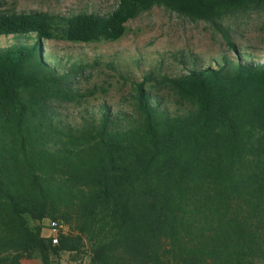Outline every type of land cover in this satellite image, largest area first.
<instances>
[{
    "label": "trees",
    "instance_id": "obj_1",
    "mask_svg": "<svg viewBox=\"0 0 264 264\" xmlns=\"http://www.w3.org/2000/svg\"><path fill=\"white\" fill-rule=\"evenodd\" d=\"M155 7L212 25L230 51L184 57L178 75L131 81L119 106L86 107L98 90L90 64L44 42H114ZM252 12L264 0L0 11V39L12 40L0 46V264L35 254L56 264L86 247L89 264H264V56L225 26ZM46 220L77 235L55 245L42 236Z\"/></svg>",
    "mask_w": 264,
    "mask_h": 264
},
{
    "label": "rangeland",
    "instance_id": "obj_2",
    "mask_svg": "<svg viewBox=\"0 0 264 264\" xmlns=\"http://www.w3.org/2000/svg\"><path fill=\"white\" fill-rule=\"evenodd\" d=\"M118 0H0V11L50 12L77 14L82 12L106 14L113 10ZM232 41L246 53L264 56V12L242 14L226 20ZM11 39L1 38L0 46H9ZM46 51L65 61L84 60L93 74L89 87L97 85L96 94L85 104L92 109L106 102L119 104L131 92V81H143L150 73L178 75L185 68L184 57H196L211 62L230 48L221 33L206 22L191 21L163 7L141 13L126 25V33L117 41L73 43L65 40L45 41ZM52 60V56H49ZM113 66L115 70L111 67ZM190 66V64H189ZM70 111L82 109L67 106ZM128 109V108H127ZM41 223L42 236L50 238V222ZM58 221V220H57ZM64 228L59 235H77L75 226ZM84 252L88 248L83 249ZM84 252H65L55 258L56 264H89Z\"/></svg>",
    "mask_w": 264,
    "mask_h": 264
},
{
    "label": "built area",
    "instance_id": "obj_3",
    "mask_svg": "<svg viewBox=\"0 0 264 264\" xmlns=\"http://www.w3.org/2000/svg\"><path fill=\"white\" fill-rule=\"evenodd\" d=\"M64 228V225L62 222L53 220L50 222V231L52 232L51 239L53 244H58L59 243V235Z\"/></svg>",
    "mask_w": 264,
    "mask_h": 264
},
{
    "label": "crops",
    "instance_id": "obj_4",
    "mask_svg": "<svg viewBox=\"0 0 264 264\" xmlns=\"http://www.w3.org/2000/svg\"><path fill=\"white\" fill-rule=\"evenodd\" d=\"M11 264H43L38 254H35L32 258L22 259V260H14Z\"/></svg>",
    "mask_w": 264,
    "mask_h": 264
}]
</instances>
